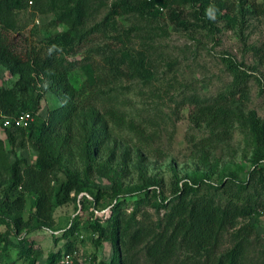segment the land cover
<instances>
[{
    "label": "trees",
    "instance_id": "obj_1",
    "mask_svg": "<svg viewBox=\"0 0 264 264\" xmlns=\"http://www.w3.org/2000/svg\"><path fill=\"white\" fill-rule=\"evenodd\" d=\"M238 2L243 16L246 10L242 6L246 2ZM102 5L95 0H0V71L15 78L10 88H0V117H12L20 112L34 115L43 94H50L53 103L45 119L32 120L26 129L0 130L4 135L0 138V225L17 238V258L32 254L22 235L48 228L54 211L72 203L76 215L59 238L64 241L63 250L49 253L44 264H57L61 254L81 244L83 239L77 240L80 232L89 234L93 248L97 249L101 242L110 243L112 248L107 263H95L93 255L88 264H136L133 256L136 253L142 254L144 264H246L254 226L244 223L238 227L237 223L257 217L264 210V119L252 110L233 109V103L245 97L250 77L243 65L229 56L222 57L231 78L223 92L214 96L191 93L182 97L180 106L186 109L191 124L206 131L198 141L200 152L207 153L228 141L234 129L247 136L252 156L245 176L240 180L228 176L212 185L207 176L197 174L179 185L175 182L170 197L163 198L156 193L157 182L139 172V183L127 196L135 198L151 188L150 205L156 214L162 212L154 221L140 213L142 198L135 200L127 215L117 202L124 198L120 194L121 172L110 166H125L131 157L112 138L106 113L94 106L99 103V93L103 98L104 92L96 88L81 97L69 82L75 69L82 71L88 87L96 82L87 56L84 62L73 57L81 51H98L91 46L105 32L114 31L116 17L136 15L155 21L159 13L155 9L160 8L175 27L187 30L196 26L215 39L218 30L212 16L228 9L226 3L223 0H112L104 7L101 20L88 26L93 11ZM26 8L39 15L50 14L51 25L64 29L43 41L17 47L10 35L15 31L16 12ZM111 53L117 65L133 63L126 55L117 58ZM139 68L148 71L143 66ZM15 133L25 137L30 146L34 155L30 163L18 158L9 162L4 141L12 147ZM203 161L207 163L205 157ZM93 175L110 180L112 187L108 194L98 190L92 193L89 187ZM103 193L110 202H99ZM27 202L30 205L26 212ZM86 204L91 211L87 219L80 221L78 213L87 212L83 207ZM105 210L108 215L104 218L93 215ZM225 235L229 248L218 253ZM0 242L5 240L0 238ZM255 259L264 264V253Z\"/></svg>",
    "mask_w": 264,
    "mask_h": 264
},
{
    "label": "rangeland",
    "instance_id": "obj_2",
    "mask_svg": "<svg viewBox=\"0 0 264 264\" xmlns=\"http://www.w3.org/2000/svg\"><path fill=\"white\" fill-rule=\"evenodd\" d=\"M96 1L103 5L93 11L88 26L101 20L104 7L112 0ZM223 1L228 9L212 16L218 30L215 39L196 26L187 30L175 27L166 20L165 11L157 8L155 10L159 13L155 21L140 19L136 15L116 17L114 31L105 32V36L91 46L98 49L96 52L103 53L81 51L73 57L84 62L87 56L86 61L94 71L96 82L94 87H88L82 71L75 69L70 74V84L81 93V97L96 88L104 92L103 98L99 93V103L94 106L106 113L112 138L119 148L130 153L131 160L125 166L118 164L120 161H116L117 166H110L121 172L120 194L124 198L117 202L121 203L125 215L130 213L138 198L144 201L139 207L140 213L146 214L150 220L154 221L162 214L161 211L156 214L150 205L151 188L138 193L135 198L127 196L129 190L139 183V172L157 182L156 193L169 198L175 182L179 185L197 174H204L208 183L215 185L228 176L240 180L249 168L252 146L247 136L234 129L228 141L207 153L200 152L198 141L206 131L191 124L186 109L180 106L182 97L191 93L214 96L223 92L231 78L222 57L229 56L250 74L245 97L236 100L233 109L236 112L252 110L257 117L264 119V0H244L246 3L242 8L246 13L243 16L239 13L238 0ZM15 20V31L11 32L10 38L19 48L27 42L43 41L64 29L51 25L50 14L39 15L29 8L16 12ZM111 52L117 58L126 55L133 63L117 65ZM116 66L117 70L114 69ZM140 66L148 71L141 70ZM14 80L8 73L0 71V88H10ZM52 105L50 94H43L33 120L45 119ZM14 137L12 147L4 141L9 162L18 158L30 163L34 155L25 137L16 133ZM0 138H4L2 133ZM204 157L207 163H204ZM90 186L93 194L96 190L108 194L112 184L107 178L93 175ZM106 194L103 193L100 203L110 202ZM29 205L27 202L26 212ZM83 207L87 212L79 211L80 221L87 219L91 211L88 204ZM75 215L73 204H67L54 211L48 228L24 233L22 239L29 244L32 254L21 258H17V238L0 225V238L5 240L0 242V264H30L32 259L33 264H44L49 253L62 252L64 241L59 238ZM23 217L26 218L25 213ZM244 223L254 226L246 264H259L255 258L264 253V210L257 217L239 220L238 227ZM78 236L77 240L82 238V243H77L68 252L78 259L79 263L74 264H88L93 255L95 263L110 260V243L101 242L95 249L89 234L80 232ZM228 248L229 239L225 235L218 253ZM133 256L136 264H144L141 253ZM202 260L200 258V262Z\"/></svg>",
    "mask_w": 264,
    "mask_h": 264
},
{
    "label": "built area",
    "instance_id": "obj_3",
    "mask_svg": "<svg viewBox=\"0 0 264 264\" xmlns=\"http://www.w3.org/2000/svg\"><path fill=\"white\" fill-rule=\"evenodd\" d=\"M33 120V115L28 112H20L12 117H0V130L13 128V129H26ZM108 215V211L94 212V216L98 218H104ZM79 263L78 259L71 253H66L61 256L59 264H74Z\"/></svg>",
    "mask_w": 264,
    "mask_h": 264
}]
</instances>
